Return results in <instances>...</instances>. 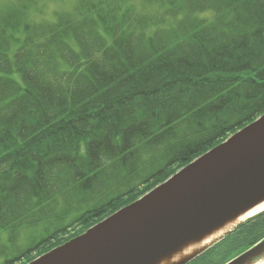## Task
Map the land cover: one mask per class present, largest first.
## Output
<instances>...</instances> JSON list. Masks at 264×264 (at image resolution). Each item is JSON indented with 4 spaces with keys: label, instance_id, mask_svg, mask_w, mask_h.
I'll use <instances>...</instances> for the list:
<instances>
[{
    "label": "trees",
    "instance_id": "trees-1",
    "mask_svg": "<svg viewBox=\"0 0 264 264\" xmlns=\"http://www.w3.org/2000/svg\"><path fill=\"white\" fill-rule=\"evenodd\" d=\"M39 1L0 2V264L85 233L264 114V0H76L35 23ZM263 240L264 213L189 264Z\"/></svg>",
    "mask_w": 264,
    "mask_h": 264
},
{
    "label": "water",
    "instance_id": "water-1",
    "mask_svg": "<svg viewBox=\"0 0 264 264\" xmlns=\"http://www.w3.org/2000/svg\"><path fill=\"white\" fill-rule=\"evenodd\" d=\"M262 202L264 114L140 199L29 264H160ZM230 233L179 264L191 263ZM262 260L264 240L226 264Z\"/></svg>",
    "mask_w": 264,
    "mask_h": 264
},
{
    "label": "bare ground",
    "instance_id": "bare-ground-1",
    "mask_svg": "<svg viewBox=\"0 0 264 264\" xmlns=\"http://www.w3.org/2000/svg\"><path fill=\"white\" fill-rule=\"evenodd\" d=\"M264 212V202L258 204L253 209L243 213L236 219L229 221L221 228L216 229L211 234L205 236L203 239H201L198 242H194L186 246L185 248H182L179 252L174 254L172 257L163 260L160 264H179L185 260H188L189 258L195 256L196 254L204 251L205 249L212 246L214 243H216L218 240H220L222 237H224L226 234L233 231L236 227H239L249 219L257 216L258 214ZM257 264H264V260L260 261Z\"/></svg>",
    "mask_w": 264,
    "mask_h": 264
},
{
    "label": "rangeland",
    "instance_id": "rangeland-1",
    "mask_svg": "<svg viewBox=\"0 0 264 264\" xmlns=\"http://www.w3.org/2000/svg\"><path fill=\"white\" fill-rule=\"evenodd\" d=\"M0 2H4V0H0ZM75 2L76 0H40L39 8L43 11V14L33 12L30 20L35 23H39L45 21L46 19L50 20L53 12H71ZM0 6L2 8L4 7L1 3Z\"/></svg>",
    "mask_w": 264,
    "mask_h": 264
}]
</instances>
